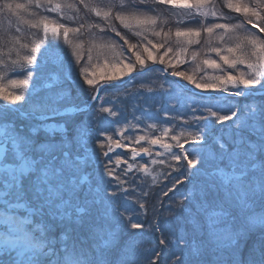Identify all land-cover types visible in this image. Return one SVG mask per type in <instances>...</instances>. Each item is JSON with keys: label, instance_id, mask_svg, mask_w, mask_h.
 Here are the masks:
<instances>
[{"label": "snow or ice", "instance_id": "snow-or-ice-1", "mask_svg": "<svg viewBox=\"0 0 264 264\" xmlns=\"http://www.w3.org/2000/svg\"><path fill=\"white\" fill-rule=\"evenodd\" d=\"M78 5L103 22L87 25L89 29L109 34L102 47L114 51L119 49V57H123L125 52L135 57V63L131 61V57H127L129 62L125 67L129 69L134 68L136 63L144 65L141 48L148 54V59L153 58L152 49H164L160 56V63L163 64L164 57L169 53H173L179 61L188 52L190 45L200 42L201 32L210 38L217 30L225 34L242 30L235 42L227 47L211 46V40L207 41L208 51L215 53L224 67L217 60L208 57L202 63L218 70V75L200 82L193 75L177 70L171 62L169 67L173 70L170 75L183 77L195 84L197 89L218 90L235 97L251 95L257 90L256 86L264 90V38L247 27L248 24L253 27L261 25L260 32H264V0H255L251 6L225 0V7L228 9L237 12L243 10L244 23L201 21L200 26L195 29L177 27L176 37H185L183 45L177 50L165 47L172 34L171 29L167 32L163 28L156 30L160 16L155 5L170 6L169 10H177V15L179 11L187 9L194 10L195 14L205 19L211 16L215 20L227 21V18L214 6L210 7L207 0H195L192 4H178L176 0H107L103 4H96L93 0H78V4L69 0H29L28 4L4 0L0 3V13L16 14L18 20L28 24L30 28L42 29L43 35L33 33V39L29 43H21L18 36L5 40L11 47L8 48V60L0 59V101L5 102V106L0 108V114L23 109L28 118L41 122L47 121L51 116L61 115L57 105L65 94L53 91L59 76L50 74L49 80L44 72L49 63L56 67L65 66L59 34L56 27H49L56 22L50 20L48 15L38 12H29L32 19L24 20L19 13L34 7L45 13L62 16L66 8L79 12ZM80 19L77 15L67 17L71 24H78L76 27L65 23L57 25L63 31V45L72 48L75 65H80L82 57L77 50L83 48V43L73 44L69 33L79 34L85 28V23H78ZM176 22L181 25L186 21L181 16ZM146 30H150L158 38L156 43L143 35ZM50 31L52 39H49ZM125 33L140 39L132 43ZM219 39L223 40V35ZM90 43L95 44L94 37ZM20 49H27V52L21 54ZM12 52L16 53L15 59L11 58ZM198 55V52L193 51L191 59L195 61ZM116 62L122 63L123 60ZM75 65L69 58L67 67L75 68ZM94 67L89 54L87 61L79 67L78 79L75 81L80 84L81 92L87 97L83 101L85 109L90 102L100 100L98 111L107 113L109 117H116L117 111L105 106L111 104V101L104 99L113 86L112 78L106 84L97 86L89 75L90 69ZM8 71L14 72L18 78L7 79L5 82ZM79 78L83 79V83H80ZM84 84L93 86L94 91L88 93ZM16 89L20 91L17 92ZM42 90H47L46 94L35 100ZM21 101L24 103L17 104ZM190 109L191 124L188 120H184L179 127L167 121L147 124L146 130L158 132L157 136L148 135L146 131L145 135L125 137L126 130L135 131L138 128V124L131 121H126L116 129L120 139H113L112 135L101 132L100 135L105 140L97 138L95 144L100 150L107 147V151L102 152L108 157L104 164V174L117 180V187L125 183L116 174L115 167H109L113 163L116 167L120 166L121 154L118 153L113 158L109 153L114 147H128L124 143L125 139L132 144H140L145 140L150 145L160 144L172 161H186V166L178 164L177 167L184 168L182 175L189 183H192L196 172L203 167L205 156L210 152L214 164L212 171L207 173L208 182L204 186H194L180 201L182 206L185 201L194 204L196 215L201 217L194 222L192 239L182 234L168 241L161 239L160 244H171L180 249L179 254L173 253L175 259L172 264H264V104H249L236 110L229 108L230 114H221L218 105L206 104L199 109L190 106ZM135 119L139 121L140 118ZM94 120L95 116L91 117L90 122ZM224 121L232 122L230 138L215 137L210 149L208 129L210 125ZM115 123L119 124V121ZM157 123L161 125L159 128ZM54 127L41 123L32 126L29 133L25 134L14 122L0 119V264H136L135 253L139 242H118L117 233L109 227L108 221L115 217L121 220L126 218L131 229H139L142 225L134 222L130 216L125 217L126 209L121 211L112 206L117 190L109 191L111 181L103 190L94 188L85 173L91 160H100L95 149L90 155H84L88 152L87 138L90 130L87 125L84 129L78 128L77 135L72 140L67 137L56 139L54 135L40 140L35 136L40 128L53 133ZM58 127L64 131L62 125ZM163 137H170L175 142L174 145L161 143ZM189 141L196 142L191 152L184 147ZM173 147L180 151L173 152ZM141 152L152 155L149 147L141 146L139 150L132 147L131 160L135 162ZM123 162L127 166L122 175H126L134 167L144 173L148 172L144 164L128 163L127 160ZM157 162L155 159L150 161L152 164ZM140 208H144V204H140ZM257 226L260 231L253 239ZM184 248L191 250V258H185ZM154 255L159 256V253Z\"/></svg>", "mask_w": 264, "mask_h": 264}, {"label": "rangeland", "instance_id": "rangeland-1", "mask_svg": "<svg viewBox=\"0 0 264 264\" xmlns=\"http://www.w3.org/2000/svg\"><path fill=\"white\" fill-rule=\"evenodd\" d=\"M4 0H0V3H3ZM13 3H23L28 4L29 0H11ZM69 2H74L78 4V0H69ZM96 4L107 3V0H93ZM233 3L237 5H248L251 6L255 0H232ZM178 4H192L195 3V0H176ZM209 6H214L218 12H222L223 15L227 18V21L224 20H215L213 17L209 16L208 18H203L195 14L194 10H181L177 15V10H169L170 6L164 5H155L157 13L160 16V21L156 26V30L159 31L161 28L165 32L169 29L172 30L171 36L168 38L167 44L165 47H171L174 50H177L183 45L185 39L184 36L176 37L175 31L177 27L181 29L187 28H198L200 22L211 23V22H220V23H230L238 24L245 22V13L243 10L237 12L232 9L225 7V0H207ZM79 6V5H78ZM80 7V11L76 12L74 9H64L63 15L60 16L57 13H45L42 9H36L34 7L28 8L27 11L21 10L19 15L23 17L24 20L32 19L29 16V12H38L42 15H48L50 20L55 21L56 23L50 24V29L56 27V31L59 34V40L61 42L65 66L56 67L53 64L49 63L44 69L45 75L49 76L50 74H56L59 76V81L56 85L53 86V91H62L64 99L59 102L57 107L60 109L71 106V105H84L83 101L87 98L80 90V84L76 83L78 79L79 67L83 65L89 56H92V63L95 66L90 69L89 75L96 82V85L103 81L111 80H120L125 77V75L133 70L143 69L149 65H161L166 68L169 72L173 70L172 67H169V63L174 64L175 68L180 71H184L187 74L193 75L197 81L203 82L209 77L218 75V70L210 68L202 63L203 59L208 57L211 59L217 60V63L221 64L219 58L215 53L208 51L209 44L207 41L211 40V46H222L227 47L232 45L235 42V38L241 32L234 33H222L221 30H217L210 38L203 32L199 37L198 44H192L188 48V52L184 53L180 60L177 61L173 53H169L168 56L164 57V63H160V56L163 54L164 49H152V59H148L147 53L143 52L141 48L142 58L145 63L143 66L138 63L135 64V67L129 69L125 67V64L129 62L127 57H131V61L135 63V57L131 53H124L123 57H119L117 53L120 51L116 49L115 51L106 47H102L103 42L108 40V33H101L98 29H89L87 28L88 24L100 23L103 22L95 17L93 14L88 13L86 10ZM77 15L81 19L78 23H85V28L83 29L85 33L83 34H73L69 33V39L73 41V44L77 42L83 43V48L78 49L77 51L81 54L80 65H75V58L72 57V48L63 45V31L57 25L59 23H65L70 27H76L78 24H71L68 20V16ZM184 17L185 23L177 25V19L179 17ZM10 26V27H9ZM247 27L252 30V32L259 33V35L264 38V32H260L261 25L248 24ZM19 29V31H17ZM89 31V32H88ZM39 32L42 36V29H32L28 24L19 21L16 14L2 12L0 13V52H3V55H0V59L8 60V48L11 47V44L5 43L11 36L20 37L21 43H29L33 39V33ZM129 36V39L132 43H136L140 37H136L130 33H125ZM114 36V34H111ZM144 36H147L148 39L153 40L154 43L157 42L158 38L154 37L151 34L150 30H146L143 33ZM223 35V40L219 37ZM95 38V44L90 43V41ZM49 39H52V33L49 32ZM18 47V46H17ZM126 47V46H125ZM91 49V51H89ZM21 54H25L27 49H20ZM196 51L199 53L197 59L193 61L191 59V53ZM11 58H16V53H11ZM72 59L73 65L75 68H68L67 61ZM122 59V63H117V60ZM182 61V62H181ZM115 63V67L113 64ZM242 67V66H241ZM18 78L16 74L12 71L7 72L5 82L7 79ZM188 85L193 86L195 89V84L185 80L183 77H180ZM80 83H83V79L79 78ZM40 85L38 84V87ZM183 85L178 84L174 79L164 75L161 71L157 69H150V71L142 74L136 75L127 80L123 84L113 85L109 88L108 93L104 96L105 100H110L111 104H106V107H113L117 111L118 115L116 117H109L107 113H101L98 111L100 100H96L94 103L89 104L88 108L84 111L74 112L72 114H63L58 116H51L47 121L41 122L36 119H30L26 115L21 116L17 112L12 113L8 112L7 114H0V119L14 122L18 128H22L25 134H28L32 126L40 125L41 123H47L53 125L54 132L48 133L45 132L43 128H40L35 136L42 140L46 136L54 135L56 139L62 137H67L69 140H72L77 135V129H84L85 125L90 130V135L87 138V149L88 152L84 155H90L93 149L100 155V160L97 162L95 159L91 160L85 168V173L87 174L88 180L94 188H103L108 187V182L111 181L112 187L109 188V191L117 190V196L112 201V206L114 208H119L121 211L127 210L125 212V217H131L134 222H139L142 227L139 229H131L128 220L120 219L115 217L108 221L109 227H111L118 237V242L122 243L123 241L134 240L138 241V246L136 248V264H152L156 261L157 256L154 253L158 252V249L161 252H164V257L162 261L157 262L158 264H172V261L175 259L173 253H180V249L176 248L171 244H160V240L164 239L166 241L175 239L177 236L186 235V238L192 239L194 222L201 219V217L196 215V207L194 204H191L187 201L184 202V206L181 205L180 201L182 196L187 193L194 186H204L208 182L207 173H210L213 168L214 162L211 159L210 152L205 156V163L199 172H196L195 177L193 178L192 183H189L188 180L183 178V167H177L178 164L185 165L186 161H172L170 155L161 147L160 144L150 145L147 140L141 141L140 144H132L128 140H124V143L128 147L115 148L112 152L109 153L110 157H115L116 154H121L122 162L119 167H116L115 164L109 165V167H115L116 174L120 177L121 180L125 181L122 185L117 187V180L113 179L104 174V164L107 163L108 157H105L102 152L107 151L105 149L100 150L95 144L97 138L104 141V136H101L100 133L104 132L113 136V139H120L121 137L116 132V129L126 121H131L133 124H138V128L133 131L128 129L124 132V136L129 135H145L146 131L148 135L157 136L158 132L146 130V125L155 122H170V124H175L178 127L183 124L184 120H188L191 124L192 121L190 117L192 115L191 107H196L197 109L201 108L203 105H218L221 109V114H230L228 111L229 108L236 110L237 108H244L243 104L247 101L249 104H264L259 102L260 99L263 100L258 95H249L244 98L243 101L233 97L227 96L224 99L216 100L206 96H194L182 87ZM83 87L88 90V93L94 91L93 86L84 84ZM257 90L259 86H256ZM204 93H221L218 90L213 89H197ZM17 92L20 89H16ZM47 90H42L39 93L38 97H35V100L41 99ZM103 95V93H101ZM230 98V99H229ZM259 98V99H258ZM256 102V103H253ZM258 102V103H257ZM24 102H17V104H23ZM248 104V105H249ZM1 108V107H0ZM27 108V106H25ZM25 112L23 109L20 110ZM95 116L94 122L91 121V117ZM139 117V121L135 119ZM175 117L176 119H172ZM115 121H119L115 123ZM62 125L64 131H61L58 126ZM161 125L157 123L159 128ZM231 121H224L221 123H215L210 125L208 129V147L211 149L213 147V139L215 137L223 136L225 139H229L231 135ZM183 142V141H182ZM107 144V142L105 141ZM161 143L173 144L174 141L170 137H163ZM203 143V141H201ZM195 146V141H189L184 144L185 149L189 152L192 151V146ZM149 147L151 149L152 155L148 156L144 153H140L136 157V161L131 160V148L135 147L137 150L139 148ZM173 152H179L180 150L176 147L172 148ZM160 153V155H157ZM191 158V157H190ZM152 159L157 160L156 164L150 163ZM127 160L128 163H139L144 164L148 168V172L144 173L142 170L134 167L126 175H122L123 169L126 168V164L123 162ZM163 160L164 163H159ZM179 180V183L176 181ZM87 187V186H85ZM171 189V191H170ZM146 193V195H145ZM140 204H144V208H140ZM187 208V210H186ZM159 228V232L157 231ZM260 230L259 226L255 229V232ZM256 237H253L255 239ZM157 250V251H156ZM183 253L186 259L191 258V250L188 248L183 249ZM162 255V254H161ZM157 259V260H156Z\"/></svg>", "mask_w": 264, "mask_h": 264}, {"label": "water", "instance_id": "water-1", "mask_svg": "<svg viewBox=\"0 0 264 264\" xmlns=\"http://www.w3.org/2000/svg\"><path fill=\"white\" fill-rule=\"evenodd\" d=\"M152 68H158V69H160L164 74H166V75H168V76H171L170 75V73L167 71V70H165L163 67H161V66H158V65H152V66H148V67H146V68H144V69H142V70H138V71H133V72H130V73H128L126 76H125V78L124 79H122V80H120V81H111V84H118V83H123L124 81H126V80H128L131 76H133V75H136V74H141V73H143V72H145V71H147V70H149V69H152ZM172 78H174L177 82H179V83H184L183 81H181L180 79H179V77H173V76H171ZM109 82V81H108ZM107 82H103V83H101V84H99V85H102V84H106ZM186 87L187 88H189L192 92H194V93H198V94H201V95H205V96H209L210 95V93H204V92H198V91H196L195 89H193L191 86H189V85H186ZM262 93H264V90H258V91H254L253 92V94H262ZM224 95H226L225 93H222V94H215V93H213V96H215V97H222V96H224ZM93 102V101H92ZM5 103V102H4ZM91 103V102H90ZM88 108V107H87ZM77 109H85V106L83 105V106H80V107H77V106H75V105H71V106H67V107H64V108H62L61 110H59L60 111V113H61V115L62 114H69V113H73V112H77V111H80V110H77ZM57 116V115H56Z\"/></svg>", "mask_w": 264, "mask_h": 264}, {"label": "trees", "instance_id": "trees-1", "mask_svg": "<svg viewBox=\"0 0 264 264\" xmlns=\"http://www.w3.org/2000/svg\"><path fill=\"white\" fill-rule=\"evenodd\" d=\"M87 28H88V27H87ZM88 32H89V31H88ZM83 33H85V31L82 29L81 32H80V34H83ZM149 60H150V59H149ZM260 98H262L263 100L260 99L259 102L263 103V102H264V96H263V97H260ZM237 99H239L240 101H243V100H244V98H243V99H241V98H237ZM258 99H259V98H258ZM249 102L251 103V101H247V102H245V104H243V106L248 105ZM253 103H256V102H253ZM257 103H258V102H257ZM259 231H260V230L256 231V232L254 233L253 237H256V236L258 235ZM158 232H159V231H158ZM253 237H252V238H253ZM189 239H190V238H189ZM156 251H157V250H156ZM157 253H159V256H157V259L160 258L161 261H162V257H164V252H161V250L158 249V252H157ZM161 254H162V255H161ZM157 259H156V260H157ZM160 259H158V260L156 261L155 264H158L157 262H160Z\"/></svg>", "mask_w": 264, "mask_h": 264}, {"label": "bare ground", "instance_id": "bare-ground-1", "mask_svg": "<svg viewBox=\"0 0 264 264\" xmlns=\"http://www.w3.org/2000/svg\"><path fill=\"white\" fill-rule=\"evenodd\" d=\"M168 77H171V76H168ZM172 78V77H171ZM217 99H218V97H217Z\"/></svg>", "mask_w": 264, "mask_h": 264}]
</instances>
